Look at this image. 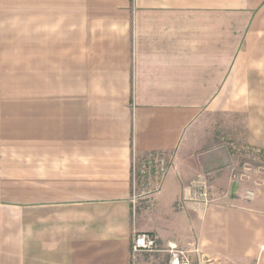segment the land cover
Here are the masks:
<instances>
[{"label": "crops", "instance_id": "0c3cea01", "mask_svg": "<svg viewBox=\"0 0 264 264\" xmlns=\"http://www.w3.org/2000/svg\"><path fill=\"white\" fill-rule=\"evenodd\" d=\"M225 141L264 152V0H0V264H157L133 259L138 233L264 264V181L232 180ZM154 155L168 168L132 214ZM166 204L181 241L153 223Z\"/></svg>", "mask_w": 264, "mask_h": 264}, {"label": "rangeland", "instance_id": "374dc122", "mask_svg": "<svg viewBox=\"0 0 264 264\" xmlns=\"http://www.w3.org/2000/svg\"><path fill=\"white\" fill-rule=\"evenodd\" d=\"M225 142L234 163V168L231 172L232 180L253 183H260L261 181H264V154L250 151L248 148L238 142ZM168 165L169 163L167 158L155 155L143 156L136 159L132 170V196L134 198L132 204V214H144L145 212H149V210H151V196L158 189L162 177L168 168ZM198 180L205 181L207 183V186L211 189V186H209L210 184H208L207 179L202 176L196 178L192 182V189L194 186L193 184ZM210 189L207 190L209 194V200L212 199V189ZM247 193H252V191H248ZM188 199H182V201L176 204L175 208L181 212L185 211L186 207H184L183 204H186V202L188 203ZM160 214L161 218H164L165 221L167 220L166 218L171 217V210L167 204L162 205V211L160 212ZM183 216V214H178L168 222L155 219L153 223L155 224L157 229L166 232L170 238L174 239V241H181L179 239L180 235H184L186 230L191 231L189 223L186 222L185 219H183ZM157 249L163 251L166 248L160 249V247L157 245ZM154 254V258L157 260V264L167 263V254L165 252Z\"/></svg>", "mask_w": 264, "mask_h": 264}, {"label": "built area", "instance_id": "2783aa9c", "mask_svg": "<svg viewBox=\"0 0 264 264\" xmlns=\"http://www.w3.org/2000/svg\"><path fill=\"white\" fill-rule=\"evenodd\" d=\"M250 151L264 154L259 150L248 148ZM194 189V199L198 198V201L203 205H207L210 200L208 198L209 187L205 181H196L193 184ZM252 193H248V196H251ZM190 198L189 200H191ZM197 201V200H195ZM131 255L135 259L138 255L141 254H154L159 252H165L167 254V263L166 264H194L192 255H199L198 248L193 249H183L177 247L175 244L168 243L165 250L160 251L157 249L156 240L149 234L138 233L134 234L131 241Z\"/></svg>", "mask_w": 264, "mask_h": 264}]
</instances>
